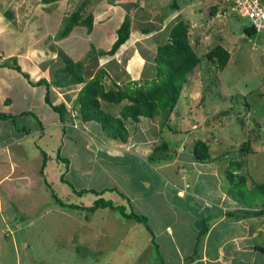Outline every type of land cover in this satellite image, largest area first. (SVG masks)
Masks as SVG:
<instances>
[{"label":"rangeland","instance_id":"obj_1","mask_svg":"<svg viewBox=\"0 0 264 264\" xmlns=\"http://www.w3.org/2000/svg\"><path fill=\"white\" fill-rule=\"evenodd\" d=\"M143 1L131 0L130 4L125 0H111L113 9L115 7L111 11L112 14L109 13L112 15L109 19L111 25L101 29L100 33L102 35L111 33L113 39L115 38L116 33L113 32V35L111 31L116 29L122 20L117 7L129 9L131 12L129 15L132 32L140 34L141 28H147L154 33L149 41L151 45L163 44L170 26L179 19L189 22L190 40L201 60L187 75L188 81L184 84L177 103L179 114H176V118L172 116L171 121H167L169 124L164 122L158 132L146 124L141 127L132 126L133 121L129 120L132 131L136 129L135 126L138 128L130 144L135 145L143 140L142 138L148 140L144 141L141 147L145 160L147 154L154 150V144L159 145L166 141L169 144L168 148L156 152L155 156L159 158L151 163L156 168L149 167L143 170L145 162L141 153L130 156L127 151H122L126 144L121 139L110 136L105 130L95 129L93 124L99 128L97 122L83 121L79 115L77 116V110L71 111L61 122L58 121L60 125L45 127L41 133L28 136L26 148L31 159L30 162L24 160L23 168L27 166L30 173L22 183L14 182V176H11L0 185V264H160L152 238L154 231L161 229V222L167 221L166 200L171 199L175 207L172 193L177 191H173L176 189L172 180L186 184L191 189L192 184L197 186L195 183L201 173L207 174L210 169L207 163L194 160L193 163H196L194 166L179 170L183 164L188 165L185 160L190 161V158L186 149L197 138L208 140L212 154L222 153L216 162L223 170L230 161L235 159L241 161L240 171L247 176L248 188L253 186V181H264V34L246 35L242 29L248 20L231 12L224 5L219 4L223 10L213 14L211 6L217 3V0ZM172 1L177 2L179 7L171 6ZM53 5L51 3L49 8ZM72 13L73 11L69 15ZM60 18L62 26L63 23L64 25L69 23L68 16L63 20L62 16ZM44 20L50 23V20L53 22L55 18ZM36 21L41 20L36 18ZM82 31V27L74 24L63 36L66 40L64 45L67 44L65 48L60 42H57L58 46L53 45L52 49L49 47V56L53 55V51L56 52V57L48 61L50 73L61 65L60 52L65 53L67 50H69L67 55L71 58L85 63L91 62L88 55L93 53V48H90V51H82L87 44V37L82 35ZM57 33H53L55 35L51 37L60 39ZM16 37L26 39L28 35L23 33ZM217 43L222 44L230 52V59L224 69H218L215 63L204 56L205 52ZM79 49L78 53L75 52ZM138 49L139 46L136 45L128 48L121 58L111 61L108 67H105L103 78L109 79L110 85L116 82L120 87H132L142 84L143 81H152L155 77L154 66L149 60H141L143 51ZM12 63L10 62V65ZM84 76L86 79L89 78L86 70ZM123 78H126L123 83H128L121 84L120 80ZM44 83L45 81L42 83L43 86ZM56 90L62 92L59 88L52 87L51 103L58 100L53 94ZM61 95L66 98L64 94ZM38 100L42 105L48 103L45 97ZM120 103L102 101V108L113 113ZM222 109H229L230 113L221 114ZM34 114L37 115L35 110ZM213 116L216 117L215 120L207 123ZM157 118L154 122L160 123L162 116L159 115ZM7 119L10 120L7 121L9 123L13 120L19 130L32 133L31 130H27L30 128L28 125L22 124L20 119H15V114L10 113ZM51 119L57 118L52 114ZM68 120H72L70 125L67 124ZM142 123L151 122L145 120ZM167 125L177 127L178 131L171 133ZM92 136H95L96 140ZM150 139H153L154 144ZM247 139L250 140L251 150L250 153H243L239 147ZM111 140L117 141L115 146L119 148L112 152L114 154L112 157L111 147L108 146ZM11 150L15 154V147ZM177 150L182 152L180 156L177 155L179 153ZM1 152L2 155L6 154L5 149ZM7 152H10L9 147ZM105 157L111 158L115 164L127 163L128 159H131L140 168L135 172L130 171L129 184L125 179L123 181L121 173L118 175L113 170L116 174L111 175L110 187L113 186L114 189L105 190L101 195L105 199H111L115 205H125L128 211L131 206L126 202L125 194L133 204H136L135 207L132 204L133 209L136 208L138 214L147 217V224L150 225L152 233L144 224L127 223V219L116 209L100 207L91 212L83 209V206H89L98 196L89 192L80 195L76 190L87 185H93L95 186L93 188L101 190L104 187L102 184L109 183L105 173H100L101 164H104L109 174L110 169H115ZM16 158L13 157L15 160ZM121 158L128 159L117 160ZM13 159L6 157L5 162L0 164L2 169L0 175L8 173L12 163L18 164ZM77 163L94 169L93 173H89L86 168H80ZM163 164L169 168L159 171L157 167ZM185 172L188 174L182 179ZM225 181L227 184V179ZM119 191L123 194L121 195ZM243 195L252 203L253 200L257 204L264 203V197L253 189L251 192L243 191ZM55 196L59 200L80 205L82 208L61 206ZM256 197L258 198L255 199ZM86 214L89 215L87 218ZM118 220L122 222L119 223ZM171 227L175 235L177 229L173 221ZM186 236L183 234V237ZM169 256L172 257L171 261L174 264L178 257L173 252H170Z\"/></svg>","mask_w":264,"mask_h":264},{"label":"crops","instance_id":"obj_2","mask_svg":"<svg viewBox=\"0 0 264 264\" xmlns=\"http://www.w3.org/2000/svg\"><path fill=\"white\" fill-rule=\"evenodd\" d=\"M140 1L142 2L143 0ZM84 2V0H0V114H15V119H20L22 124L30 127L27 130L32 131V133L29 134L27 131L24 132V130H19L13 120L9 123L7 121L10 120L7 119V116H0V164L5 162L6 157L13 159L14 156L17 158L16 160L13 159V161L18 162V164L12 163L8 173L0 175V185L11 176H14V182L18 181L22 183V180L27 178L30 173V169L27 166L23 168L25 165L23 163L24 160L30 162L31 159L27 154L26 148L28 136L32 137V135L35 136L37 133H41V131H44L45 127L52 128L55 124L60 125V123H58V121L61 122L59 114L57 112L54 113V110H52L48 103L47 105L39 103L40 101L38 98L40 100L42 97L44 98L46 92V87L40 83L42 82L41 80L46 79L48 82H51L55 78L56 71L58 70V68H55L54 71L52 70V73L48 71V61L56 57L55 51H53L52 56H49V47L52 49L53 45L58 46L57 42H60L64 48L67 46V44L64 45L66 40L63 37H60V39L58 38V40L51 37L55 35L53 34L55 32L59 34L65 26L64 23L63 26L61 24V16L63 20L66 16H70L69 14L72 11L82 8L81 13L83 17H92L91 28H88L82 23L76 24L83 28L82 35L84 34V36L87 37V44L84 45L82 51H90V48H93V53L88 55V60L90 59L91 62H84L85 70L88 72L89 78L97 75L101 68L105 70V67H108L111 61L121 58L128 48H133L135 45L139 46L138 50L143 51L141 60H149L152 65L155 64L154 56L158 45H151L149 43L154 34L151 31L141 34L131 31L129 39L114 57L99 54V50H108L111 47L116 39L118 27L126 14H130L131 12H129V9L123 10L117 7V12L120 11L122 20L119 26L111 31L112 33H116L113 39L111 33H109V35H102L100 33L101 29L103 30L105 27L111 25L109 19L112 17L111 11L115 9V7L113 9L111 0H91L86 6L82 7ZM125 2L132 4L131 0H125ZM51 3L54 5L49 8ZM143 3L144 1L142 4ZM10 8L12 11H10ZM134 8L136 9V7ZM110 12L111 14H109ZM117 17H119V15ZM36 18L41 21L37 22ZM45 18H55V20L53 22L50 20V23H48L44 20ZM23 33L28 35L26 39L16 37V35H21ZM78 39L79 41L81 40L80 37ZM167 40L168 36H166V41ZM109 44L110 47H108ZM79 51L80 49L75 52L78 53ZM68 52L69 50L65 51V54ZM73 59L77 60L76 58ZM10 62H13L12 65H10ZM62 64L63 60H61L59 68ZM108 70L110 71V69ZM22 72H25V74ZM124 80H126V78L120 80L121 84L128 83H123ZM104 83L106 87L112 86L107 78H104ZM80 87L81 84H78L76 87L63 89V93L58 92L57 95L62 96L61 94H64L68 101H72L74 94ZM62 99L64 98L62 97ZM122 102L123 103H120V106L116 108L113 113H110L118 116L122 106L128 103V101L125 100ZM69 106L70 105H68V107ZM34 110L37 115L34 114ZM74 110L76 111L77 109ZM74 110L70 109L69 111L71 112ZM52 114H54L57 119L52 120ZM154 119L158 118L141 117L137 122H133L132 126L138 125V127H141V125L146 124L150 125L153 127V130L156 129L158 132L161 130L160 123L154 122ZM129 120L130 119L125 120V125L128 129V138L126 141H123L126 145L123 146L124 148L122 151H127L130 156H137L141 153V147L144 141L147 142L148 140L142 138L143 140H140L143 143L138 141L135 145L130 144L138 128L135 126L136 129L132 131L129 127ZM145 120L151 123H142ZM71 123L72 120L67 121L68 125ZM93 127L103 130L100 125L99 128H97V126L93 124ZM15 132H18V134ZM92 138L96 140L95 136H92ZM150 142L153 143V139H150ZM115 143L118 142L111 140L108 144V146L111 147V157L114 155L112 153L113 151L119 150V148L115 146ZM156 145L154 144L153 147ZM8 147L10 148L9 153L7 152ZM14 147L15 154L11 150ZM209 147L210 158L203 163H207L206 165L210 169L207 174L201 173L197 183H195L197 186L192 184L193 186L189 189L186 184L183 185L181 182H177V180H172L176 189H173V191H177L176 193H172L175 200V207L172 205L173 202L171 199L166 200L165 210L167 211V215L165 219H167L168 222H161V229L154 231L155 234H153L157 244L156 248L158 252L156 253L158 258L163 264H173L171 261L172 257L169 256L170 252H173L178 257L175 259L176 262L174 264H264V252L257 248V246L264 247V213L258 212V210L264 207V203H253L252 205L243 204L235 201L227 193L223 188L224 170L216 162L222 153L216 152L212 154L210 143ZM2 149L6 150V156L4 154L2 155ZM150 153L151 152L147 154L146 160L141 153L143 155L142 159L144 158L145 162L142 166L143 170L149 169V167L152 169L156 168L148 159ZM181 153L179 152L177 155L180 156ZM186 153L188 157L191 156L187 149ZM127 159L128 158H121L117 160L123 161ZM128 160L127 163L115 164L111 158H108L107 162L115 166V169H110V174L105 170L104 164H101L102 171L100 173H105V177L109 178L108 184L101 185L104 186L102 189L108 190V188H113V186L110 187V180L111 175H113V173L116 174V172L118 175L120 173L123 175V181L125 179L127 184L130 183V171L135 172L136 170H140V168L133 160ZM189 160L191 166L196 164L193 163L194 161L192 159ZM77 164L80 168H86L89 173H93L94 169L91 170L81 163ZM190 165L188 164L186 166L183 164V168L182 166L180 169L179 167L177 168L183 171V169H188ZM163 166L166 165L163 164L161 167H157V169L160 171L169 168V166L162 168ZM197 167L198 166H196V168ZM1 170L0 166V174ZM40 171H42L41 167ZM40 171H38L39 174L41 173ZM171 171L174 173L173 170ZM187 174L188 172H185V174L182 175V179H185V175ZM141 178L144 181L143 176ZM93 187L95 186L87 185L84 188ZM122 190L126 191L125 189ZM132 204L131 202V207L133 205L134 207L136 206L135 203ZM135 209L133 210L138 212ZM228 212L233 213L231 214ZM126 221H128L127 223L138 222L134 219H127ZM171 221H173L177 229L175 235L171 227ZM120 222H122V220L119 221V223ZM148 226L151 229L150 225ZM202 228H206V231L199 241H197L198 234ZM183 234L187 236L183 237Z\"/></svg>","mask_w":264,"mask_h":264},{"label":"trees","instance_id":"obj_3","mask_svg":"<svg viewBox=\"0 0 264 264\" xmlns=\"http://www.w3.org/2000/svg\"><path fill=\"white\" fill-rule=\"evenodd\" d=\"M84 1L82 7L86 6L91 0ZM170 5L177 8L179 7L175 1H172ZM81 10L82 8H78L68 16L69 23L67 22V25H65L60 31L59 37L66 35L74 24L82 23L88 28H91L92 17H83ZM219 10H223V8H220L219 3H215L211 6L212 13ZM242 30L248 36L256 35L255 30L248 26H244ZM148 32L149 30H147V28H141L140 30V34ZM116 33V39L111 47L108 50H99V54L114 57L119 53L121 47L130 37L131 22L129 14H126ZM204 56L209 61L215 63L218 69H224L230 59V52L222 44L217 43L207 50ZM60 57L63 60V65L56 71L55 78L51 82H48L46 79H42V82H40L43 83V81H45V99L49 106L59 114L60 120H64L66 116L68 117L70 115V109H77V116L79 115L83 121L97 122L103 130L109 133L110 136L119 138L122 141H126L128 138V129L125 125V120L127 119L137 122L141 117H159V115H161L160 128H162L163 123L171 121L172 116L176 118V114H179L177 103L183 86L188 81L187 75L198 66L201 60L190 41V24L183 19H179L170 26L168 40L157 46L154 56L155 64L153 65L155 77L150 82L143 81L142 84H136L132 87H120L118 83L113 82L112 86L106 87L103 78L105 76L103 75L105 73L104 68H101L98 74L94 77L86 79L84 76L85 66L83 61L74 60L64 52H60ZM101 74L103 75L102 77H100ZM78 84H81V87L74 94L72 101H68L67 98L62 99V96L57 95L59 91L56 90L57 92L53 91V94L58 97V100L55 103L50 102V92L52 91V87H57L63 91V89L76 87ZM124 100L128 101V103L122 106L118 116L104 110L101 106V101L120 103ZM68 105H70V109ZM229 109H222L220 113L224 115L229 114ZM0 116L5 117L7 115L0 114ZM215 118L216 117L213 116L207 123L210 124ZM167 126L171 130V133L178 131L177 127H170V125ZM197 127L200 128L199 125H197ZM185 130L188 131V129ZM251 130L254 131V128ZM251 134L256 135L255 133ZM249 142V139L242 142L239 147L240 151L243 153H250L251 149H249ZM168 146L169 144L166 141H162L159 145H156L148 157L149 161L153 162L158 159L159 157L155 156L156 152H158V150L164 151ZM187 150L191 155L189 158L193 161L197 160L198 162H204L210 158V147L208 140L206 139L197 138L193 140ZM185 161H187L189 165L191 164L190 161ZM241 167V161L236 159L227 164L224 169L225 177L223 188L235 201L252 205L255 203V200H253L254 202L252 203L250 200L246 199L243 195V191L251 192L253 189L264 197V181H253V186L248 188L247 176L241 173ZM225 179H227V184ZM105 190L106 189L97 190L94 188H82L76 190V192L80 195L89 192L98 196L89 206H83V209L86 211L91 212L100 207L116 209L122 217L125 219H134L143 223L146 229L152 233L147 224V217L145 215L138 214V212L134 211L132 207L127 211L125 205H115L111 199H105L101 195ZM119 193L121 195L123 194L120 191ZM124 196L127 199L126 202L128 205L131 206L130 199L125 194ZM257 198L258 197L255 199ZM55 199L61 204V206L82 208L80 205L59 200L57 196H55ZM258 212L264 213V207L258 210ZM88 216L89 215L87 214L85 215L86 218ZM205 231L206 228L200 230L197 241H199ZM152 241L155 242L154 237L152 238ZM153 245L155 246L156 252H158L156 242L153 243ZM257 248L264 252L263 246H257ZM160 263L163 264L161 261Z\"/></svg>","mask_w":264,"mask_h":264},{"label":"built area","instance_id":"obj_4","mask_svg":"<svg viewBox=\"0 0 264 264\" xmlns=\"http://www.w3.org/2000/svg\"><path fill=\"white\" fill-rule=\"evenodd\" d=\"M231 12L248 20L246 26L253 28L255 33L264 34V0H217Z\"/></svg>","mask_w":264,"mask_h":264}]
</instances>
